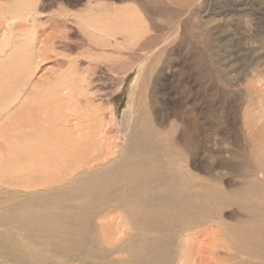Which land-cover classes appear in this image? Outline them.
Instances as JSON below:
<instances>
[{
  "label": "rangeland",
  "instance_id": "obj_1",
  "mask_svg": "<svg viewBox=\"0 0 264 264\" xmlns=\"http://www.w3.org/2000/svg\"><path fill=\"white\" fill-rule=\"evenodd\" d=\"M0 15V73L16 48L31 72L0 95V128L16 118V149L36 153L0 183L1 246L41 264H137L146 246L157 264H264V0H0ZM144 176V196L182 197L173 221L125 190Z\"/></svg>",
  "mask_w": 264,
  "mask_h": 264
},
{
  "label": "bare ground",
  "instance_id": "obj_2",
  "mask_svg": "<svg viewBox=\"0 0 264 264\" xmlns=\"http://www.w3.org/2000/svg\"><path fill=\"white\" fill-rule=\"evenodd\" d=\"M4 10V9H3ZM2 11V10H1ZM8 11V10H7ZM6 11V12H7ZM9 14V13H8ZM5 15V14H4ZM3 16V15H0ZM34 25V24H33ZM8 29V28H7ZM64 29V28H63ZM89 29V28H88ZM59 30L58 26H56L53 29V32H50V34L47 36V40L48 38L51 37H55L53 36V34L56 35V32ZM23 31V30H22ZM38 31V30H37ZM23 35V34H22ZM59 35V34H58ZM27 35H25L26 37ZM28 37V36H27ZM29 38V37H28ZM35 38V37H34ZM10 39V38H9ZM54 39V38H53ZM24 40V39H23ZM93 41V40H92ZM8 42V41H7ZM23 42V41H21ZM47 41L44 40V44ZM24 43V42H23ZM21 44V43H20ZM16 46V45H15ZM24 46V44H23ZM15 48V47H13ZM25 48V47H24ZM21 49V50H20ZM16 48L15 52L13 53L14 56H12L11 60L9 61V64L5 62V70L2 71V74L0 75V95L2 94V97L6 96L7 94H9L8 96H6V98L8 97V104L12 103V100L16 97L15 94L16 92L19 90L20 86L24 83V81L27 80V76L29 74H27V71L29 69V67L27 68V64L29 63V60H26V64L25 62H23L22 58L24 57L22 55V53L24 52L23 50L26 49H22V48ZM31 50V49H30ZM43 50V48H42ZM20 51L21 55H18ZM39 52V51H38ZM3 53V50H1L0 48V54ZM38 54V53H37ZM41 54V53H40ZM19 56H21V59L19 58ZM34 57V56H33ZM25 59V58H24ZM28 62V63H27ZM32 63V62H31ZM4 64V62H3ZM33 64V63H32ZM30 66V65H29ZM32 66V65H31ZM1 72V71H0ZM28 81V80H27ZM31 81V80H30ZM27 84V83H26ZM62 84V83H61ZM15 90H17L15 92ZM15 92V93H14ZM20 92V91H19ZM6 94V95H5ZM5 98V99H6ZM14 101V100H13ZM49 101V100H48ZM52 101V100H51ZM132 102V101H131ZM3 103V102H2ZM0 103V105L2 104ZM48 104V103H47ZM12 105V104H11ZM5 106V105H4ZM9 108V105H6L4 107V111H7V109ZM131 108V107H130ZM2 108L0 107V117L1 115H3L2 113ZM7 115V114H6ZM13 116V115H12ZM15 116V115H14ZM18 116V115H17ZM9 119V118H8ZM16 118H14V121L9 122V120L7 122H5L3 125L4 127L0 128V158H4L5 157V152L7 153L8 157L10 159H12V162H10V166L11 167L9 169L8 165L5 166L3 159H0V183L5 184V188L10 189L9 187H11V185L13 184V179H14V174L16 171V163H15V156L18 157V159L21 158H26L28 157V153L32 154V155H36L35 151H33V146L31 143V146L28 145L25 149H20L21 147L18 145V149H16L15 145H17L16 143L18 141H20L24 135H22L21 133L17 134V129L18 126L16 124ZM25 119V118H24ZM13 120V119H12ZM18 120V119H17ZM28 120V119H27ZM14 126H17L16 129ZM25 126V125H24ZM20 131V130H19ZM59 131V130H58ZM53 136V135H52ZM29 138V137H28ZM101 138V137H100ZM103 139V138H102ZM152 140V138H150ZM29 140V139H28ZM107 140V139H105ZM53 141V140H52ZM109 141V140H108ZM58 143V142H57ZM21 144V143H19ZM24 144V143H23ZM34 144V143H33ZM36 144V143H35ZM37 146V145H36ZM24 148V146H23ZM40 148V147H39ZM155 148V143L153 145L150 144V148L148 149L151 150ZM4 149V150H3ZM58 151V150H55ZM136 151V146L135 143L133 144V150L131 152ZM16 153V154H15ZM17 159V160H18ZM6 160V159H4ZM23 160V159H21ZM20 160V161H21ZM7 161V160H6ZM21 163V162H20ZM17 163V164H20ZM29 164V163H28ZM130 174H132L133 176H139L136 171L131 167V165H133L130 162ZM27 162H23V164L21 166H18V170H19V177L23 180V176L21 174L20 170H25L28 169L27 167ZM20 167H26L24 169H20ZM143 168H146V166H143ZM6 171V172H3ZM8 173H11L13 175V177H7ZM30 173V172H29ZM39 173V172H38ZM47 174V173H45ZM5 175V176H4ZM43 175V174H42ZM168 175H171V173H168ZM158 176H163V175H158ZM55 176H51L48 175L45 179H48V181L43 182V184L45 186H48L49 183L51 181H53V178ZM166 176H164L161 179H165ZM158 179V178H157ZM138 180V179H136ZM153 180V179H151ZM141 182V183H140ZM153 183V182H152ZM29 184V183H28ZM148 184V180H147V176L140 178L138 181L136 182H129L128 184L125 185V190L128 191L129 193L132 194H137L138 196H140V200L146 205L145 207H150L153 208L155 210V214L156 217H152L150 215L147 214L149 219H154L158 224H163V221L169 222V221H173V217L175 215V213H173L170 210V203L172 202L174 205H183L184 201L182 200V197L179 196L178 192L176 191L175 188L172 187V190H169L168 192H166L167 194L164 195L163 197H156V196H144L147 194V192H150L148 189H145L147 187ZM136 188H142L140 190H138V192H132L134 189ZM144 188V190H143ZM7 190V189H6ZM83 189L80 190V192ZM90 193V191H88ZM117 190H115V194L117 195ZM137 195L135 197H130V195L125 194V195H119L120 199H125L126 203H128L130 201V199H134L137 197ZM113 199H115V197H112ZM139 199L137 201V204L139 203ZM139 205V204H138ZM180 205L178 207H180ZM195 236V234H194ZM0 256L3 257L6 260H3L0 262V264H12L15 263V261L18 262V264H41L40 260L41 257L36 259V258H31L29 254L27 253H23L22 255H15V253L13 251L9 252L7 251L3 246L0 245ZM159 254L157 252L156 249H154L152 246H146L143 250L139 251L136 253V260H137V264H157V260H158ZM11 262V263H10Z\"/></svg>",
  "mask_w": 264,
  "mask_h": 264
}]
</instances>
